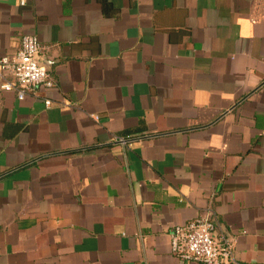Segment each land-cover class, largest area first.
<instances>
[{
  "label": "crops",
  "instance_id": "crops-1",
  "mask_svg": "<svg viewBox=\"0 0 264 264\" xmlns=\"http://www.w3.org/2000/svg\"><path fill=\"white\" fill-rule=\"evenodd\" d=\"M27 33L55 86L0 88V264H202L171 232L208 213L264 264V0H0V56Z\"/></svg>",
  "mask_w": 264,
  "mask_h": 264
},
{
  "label": "built area",
  "instance_id": "built-area-1",
  "mask_svg": "<svg viewBox=\"0 0 264 264\" xmlns=\"http://www.w3.org/2000/svg\"><path fill=\"white\" fill-rule=\"evenodd\" d=\"M25 5L26 0H18ZM43 45L35 34L23 35L20 48L13 54L0 56V88L15 91L19 99L35 92L41 85L55 86L48 68L40 61ZM51 106L52 99H45ZM92 117L99 120L98 114ZM128 138H118L126 143ZM215 223L211 213L190 222L177 224L171 232L172 252L184 261H197L202 264H236L234 237L214 236Z\"/></svg>",
  "mask_w": 264,
  "mask_h": 264
},
{
  "label": "water",
  "instance_id": "water-1",
  "mask_svg": "<svg viewBox=\"0 0 264 264\" xmlns=\"http://www.w3.org/2000/svg\"><path fill=\"white\" fill-rule=\"evenodd\" d=\"M41 61V60H40Z\"/></svg>",
  "mask_w": 264,
  "mask_h": 264
}]
</instances>
